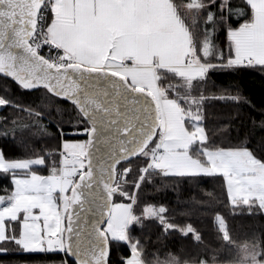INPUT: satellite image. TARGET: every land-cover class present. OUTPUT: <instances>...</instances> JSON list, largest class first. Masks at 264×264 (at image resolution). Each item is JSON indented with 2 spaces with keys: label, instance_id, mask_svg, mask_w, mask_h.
<instances>
[{
  "label": "trees",
  "instance_id": "obj_1",
  "mask_svg": "<svg viewBox=\"0 0 264 264\" xmlns=\"http://www.w3.org/2000/svg\"><path fill=\"white\" fill-rule=\"evenodd\" d=\"M170 1L191 34L197 62L207 68V73L189 82L168 67H159L156 84L164 97L176 99L184 110L197 100L206 147L248 149L264 163V78L226 67L229 31L251 19V6L246 0ZM79 125L89 129L71 102L46 87L27 90L0 75V151L5 159L35 161L28 171L48 175L59 168L62 138H86L69 133ZM196 150L193 154L200 157L201 151ZM148 158L149 153L144 152L118 165L127 167L128 172L126 182L120 185L124 194L115 193L114 200H126L132 193ZM12 194L11 172L0 171V198ZM148 206L163 207L162 218L146 214ZM131 216L126 235L147 264H253L254 260L264 264V210L255 199L231 203L222 174H163L153 167L136 190ZM12 224L17 233L18 223ZM187 227L193 232L183 234ZM242 245L255 249L253 258L241 260ZM109 246L108 264L124 263L131 253L120 236L110 237ZM26 259L28 264H53L52 259L42 256ZM55 264L64 263L55 259Z\"/></svg>",
  "mask_w": 264,
  "mask_h": 264
},
{
  "label": "rangeland",
  "instance_id": "obj_2",
  "mask_svg": "<svg viewBox=\"0 0 264 264\" xmlns=\"http://www.w3.org/2000/svg\"><path fill=\"white\" fill-rule=\"evenodd\" d=\"M246 1L252 8V17L229 31V52L236 53L237 42H240V46L255 56H261L264 55V0ZM197 2L191 0L193 4ZM83 8H86L87 15L82 17L80 11ZM98 16L101 18L99 22L96 20ZM47 30L66 57L88 66L111 68L125 76L133 87L146 89L161 99V135L145 151H153L161 140L158 163L154 165L161 173L222 174L231 203H247L255 199L264 210V163L248 149L206 147L197 100H192L184 110L176 99L164 97L156 84L151 69L153 64L166 66L189 82L205 77L207 73V68L197 62L191 34L178 18L170 0H96V3L92 0H52V16ZM101 32L108 33L118 47L105 45L98 49ZM76 51H82L84 55L74 54ZM187 55L192 66H180L185 63ZM64 142L70 164L82 149L85 150L86 138H67ZM193 147L201 151L200 157L193 154ZM35 163L7 160L0 151V171L11 172L13 184V194L0 198V239H4L7 232V238L15 235L25 244L47 250L50 245L55 246L46 235L56 230L55 196L60 186L63 189L62 209L65 212L68 208L70 184L66 178L70 166L66 162L61 181L59 169L48 175L28 171ZM163 211V207L148 206L145 209L146 214L160 218ZM132 220L129 201L116 198L104 230L109 238H126V225ZM15 222L18 223L17 233L12 224ZM221 227L224 229V223ZM239 252L241 260H248L254 257L255 249L242 245ZM255 261L252 263L263 264ZM123 264L147 263L136 252H131Z\"/></svg>",
  "mask_w": 264,
  "mask_h": 264
},
{
  "label": "water",
  "instance_id": "obj_3",
  "mask_svg": "<svg viewBox=\"0 0 264 264\" xmlns=\"http://www.w3.org/2000/svg\"><path fill=\"white\" fill-rule=\"evenodd\" d=\"M44 0H0V75L27 90L46 87L71 102L89 125L83 173L69 190L65 221L66 254L74 264H108L109 237L103 229L111 213L120 163L140 156L161 124L159 105L146 89L133 87L105 67H57L33 57L30 44ZM39 66V71L36 70ZM127 129V131L125 130ZM82 196V199H77ZM193 232L187 227L184 234Z\"/></svg>",
  "mask_w": 264,
  "mask_h": 264
},
{
  "label": "snow or ice",
  "instance_id": "obj_4",
  "mask_svg": "<svg viewBox=\"0 0 264 264\" xmlns=\"http://www.w3.org/2000/svg\"><path fill=\"white\" fill-rule=\"evenodd\" d=\"M93 3H96V0H92ZM80 15L86 16L87 11L86 8L81 9ZM97 22L101 20V18L98 16L96 17ZM55 35V33H54ZM98 49L103 48L105 45L108 48H116L118 47V44L110 37V35L106 32H101L98 36ZM111 41V42H108ZM55 43V39L52 41ZM25 47L27 51L35 58L39 60H44L45 58L41 55L40 49L45 47V44L48 43V41H45L44 44H36L35 46H32L27 41L24 42ZM238 43V49L236 53L230 54V58L228 60V63L226 67L229 69L236 68L238 71L241 72H252L253 74H258L261 76V78H264V55L261 56H255L251 52H249L246 48L240 46V42ZM74 54L78 56H83L84 53L82 51H76ZM68 57H61V59H67ZM105 59H107V56H105ZM221 59H223V55L221 54ZM69 67H72V65H69ZM256 69H259V72H256ZM37 71H39V66L36 68ZM24 87L30 88L32 85L25 84ZM234 100H238L239 97L233 96ZM261 127L264 128V120L261 121ZM77 132L82 135H88V132L85 131L83 125L77 126ZM127 131V129H125ZM61 132H63V129H60ZM86 150H81L79 155H84ZM89 163V161H83L77 164V167L79 169L85 168V166ZM75 174V173H73ZM84 178V173L81 172V179ZM77 199H82V196H77ZM34 243V242H33ZM8 245H14V247H9ZM63 247L59 244L55 246H49L47 250H45L43 247H33L29 244H25L23 240H20L18 238H15V235L12 239L7 238V232L5 234L4 239H0V264H13V261H19L20 264H28L27 257H37L42 256L46 258H50L53 260V264H55V259H62L67 260L68 264H72V257L70 255H62ZM25 258V259H21ZM123 264V261L121 262Z\"/></svg>",
  "mask_w": 264,
  "mask_h": 264
},
{
  "label": "built area",
  "instance_id": "obj_5",
  "mask_svg": "<svg viewBox=\"0 0 264 264\" xmlns=\"http://www.w3.org/2000/svg\"><path fill=\"white\" fill-rule=\"evenodd\" d=\"M51 6H52V0H45L44 5L38 15L37 19V24H36V29L35 32L30 40V44L32 46H35L36 44H44L45 41H48L47 44H45V47L40 49V53L43 57H45L47 60L52 62L53 64L57 66H62L65 64H71L74 62V59L68 57L67 59H61V57H66L63 53H61L52 42L49 41V39L45 35V29L47 26L48 18L50 15L51 11ZM186 65H190L189 60L187 61ZM72 134L76 133V130L71 131ZM159 148L157 147L153 153L150 155V158L146 164V166L143 169V173L140 176L138 183L141 181L143 178L145 172L150 168L151 165L155 164L158 162V153ZM67 156L66 154L61 150V160L66 159ZM80 171L75 172V174L70 176V179L72 181H75L77 176L80 174ZM126 177V170L121 169L117 172L116 175V181L117 182H123L125 181ZM48 239L54 240L56 242V245L59 244L63 247V252L62 255L65 254L64 250V225H63V217L61 214V206L59 207V216H58V224H57V230L54 233H51L48 235ZM65 264H68L67 260H64Z\"/></svg>",
  "mask_w": 264,
  "mask_h": 264
},
{
  "label": "crops",
  "instance_id": "obj_6",
  "mask_svg": "<svg viewBox=\"0 0 264 264\" xmlns=\"http://www.w3.org/2000/svg\"><path fill=\"white\" fill-rule=\"evenodd\" d=\"M48 28V27H47ZM46 33H47V36H48V38L51 40V41H53V36H52V34L48 31V30H46ZM57 41L58 40H60V38H58V39H56ZM56 46H57V44H56V42L54 43ZM61 51H63L59 46H57ZM163 65H170V64H163ZM172 65V64H171ZM93 67H103V66H95V65H92ZM83 156H81V155H79L78 154V156L76 157V158H74L73 159V161L69 164V162H68V166H70V169H68L67 171V173H71L75 168H78L77 167V164L78 163H80V162H83Z\"/></svg>",
  "mask_w": 264,
  "mask_h": 264
}]
</instances>
